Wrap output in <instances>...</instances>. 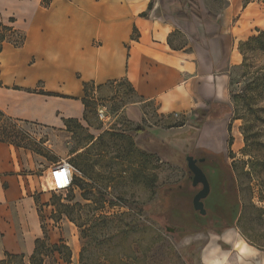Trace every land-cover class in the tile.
Masks as SVG:
<instances>
[{"label":"rangeland","instance_id":"1","mask_svg":"<svg viewBox=\"0 0 264 264\" xmlns=\"http://www.w3.org/2000/svg\"><path fill=\"white\" fill-rule=\"evenodd\" d=\"M51 1L67 0H42L43 7L49 9ZM250 1L256 2L252 17L237 23L234 38L240 62L230 72V108L197 118L164 115L155 101L141 99L118 80L96 94L90 86L84 122L69 121L68 129L25 122L14 128L0 117V128L31 151L38 174H50L62 160L77 169L71 188L57 192L51 182L48 201L40 203L44 244L36 259L34 252L1 251L0 264H221L227 257L264 264V41L253 40L264 31V0L244 3ZM23 36L18 29L9 43ZM207 147L221 151L238 198V215L229 226L213 224L215 186L206 201L208 215L197 217L194 210L187 156ZM237 241L252 247L242 263ZM54 244H64L66 260L49 252Z\"/></svg>","mask_w":264,"mask_h":264},{"label":"crops","instance_id":"2","mask_svg":"<svg viewBox=\"0 0 264 264\" xmlns=\"http://www.w3.org/2000/svg\"><path fill=\"white\" fill-rule=\"evenodd\" d=\"M244 1L67 0L45 9L42 0H0V23L25 34L22 46L6 43L0 54V109L18 122L68 129L65 120L84 122L83 82L96 94L118 80L164 115L230 108L237 23L256 4ZM51 182L31 151L0 141V252H34Z\"/></svg>","mask_w":264,"mask_h":264},{"label":"flooded vegetation","instance_id":"3","mask_svg":"<svg viewBox=\"0 0 264 264\" xmlns=\"http://www.w3.org/2000/svg\"><path fill=\"white\" fill-rule=\"evenodd\" d=\"M193 156L197 159V165L203 170L210 184V192L208 196L203 199L207 213L205 215H202L199 211H196L194 209L196 212V216L206 217L208 215V211L210 209L207 207L206 201L212 194L213 187L215 186L217 188V191H219V205L215 206L212 211L213 224L218 226H229L235 221L238 215L237 213L239 209V202L234 192L229 188V174L222 164L221 151L218 149L215 150L213 148L207 147L202 151L200 155L194 154ZM190 173L191 182L193 185L194 173L191 171ZM193 187L195 191L192 198L194 199V196L203 188V184L198 183V185H193ZM181 188L183 192L186 191L183 186H181Z\"/></svg>","mask_w":264,"mask_h":264},{"label":"trees","instance_id":"4","mask_svg":"<svg viewBox=\"0 0 264 264\" xmlns=\"http://www.w3.org/2000/svg\"><path fill=\"white\" fill-rule=\"evenodd\" d=\"M193 1H196V0H193ZM151 6L152 5H150V7ZM141 15L142 16H146V13H143ZM11 21H14V20L11 19ZM15 33H18V29L14 28L13 26H11L9 24H4L2 22L0 23V54L3 51V48H4L5 44L10 42L9 38H11L12 34H15ZM9 34L11 36H9ZM21 39L22 40H21L20 43H18L16 41L15 43H12V44L15 47L22 46L23 43H24V40H25V34H24V36ZM253 40L264 41V31L260 32V34L258 36H253ZM2 85H3V82H2V79H1V69H0V87ZM83 85H84V89H85V97H87L89 87L92 86V85L93 86H95V85L92 84V83H89V82H83ZM98 87H100V86H98ZM83 103L85 104L84 98H83ZM85 106H86V104H85ZM0 117H1V119L3 118V119H6V120H9L12 123L14 122V124H13L14 128L17 126V124H15V123L18 122V121L13 119V118H11L8 115H6L1 109H0ZM72 120L73 119L65 120V122H66V124H68V122L72 121ZM0 141L7 142V143L13 144V145L18 146V147L26 148V146L22 142L15 141V139L12 138L11 131H9L7 127L6 128L5 127H1L0 128ZM74 181H75V176H74V180H73L72 186L74 185ZM65 215L67 217H69L68 214L65 213ZM43 244H44V241L42 239L38 238L36 240V247H35V251H34L32 257L35 256V259H36L38 253L40 252L41 245H43ZM63 246H64V244H60V245L59 244H54V245L50 246V251L49 252L58 253L61 256V258L66 260V257L63 256V251H62V247Z\"/></svg>","mask_w":264,"mask_h":264},{"label":"built area","instance_id":"5","mask_svg":"<svg viewBox=\"0 0 264 264\" xmlns=\"http://www.w3.org/2000/svg\"><path fill=\"white\" fill-rule=\"evenodd\" d=\"M101 119L106 117L104 109H99ZM77 169L69 160H62L54 164L50 170V177L55 191L64 192L72 187Z\"/></svg>","mask_w":264,"mask_h":264},{"label":"water","instance_id":"6","mask_svg":"<svg viewBox=\"0 0 264 264\" xmlns=\"http://www.w3.org/2000/svg\"><path fill=\"white\" fill-rule=\"evenodd\" d=\"M187 161L190 171L194 173L193 185H198V183L203 184V188L194 196V209L199 211L202 215H205L207 210L203 199L206 198L210 192V184L203 170L197 165V159L193 155H188ZM167 230L172 231L171 228H167Z\"/></svg>","mask_w":264,"mask_h":264},{"label":"bare ground","instance_id":"7","mask_svg":"<svg viewBox=\"0 0 264 264\" xmlns=\"http://www.w3.org/2000/svg\"><path fill=\"white\" fill-rule=\"evenodd\" d=\"M235 248L238 249L239 259L242 263L245 260V256L248 254L249 249L252 248L248 243L246 242H239L237 241L235 244ZM248 257V256H247ZM237 264L234 260L229 259V257L224 259V262L222 261L221 264Z\"/></svg>","mask_w":264,"mask_h":264}]
</instances>
